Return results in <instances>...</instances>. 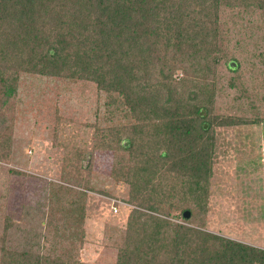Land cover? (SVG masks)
I'll list each match as a JSON object with an SVG mask.
<instances>
[{"label":"trees","instance_id":"obj_1","mask_svg":"<svg viewBox=\"0 0 264 264\" xmlns=\"http://www.w3.org/2000/svg\"><path fill=\"white\" fill-rule=\"evenodd\" d=\"M225 9L264 15V0H0V161L22 74L90 82L104 94L102 121L124 120L96 128L91 151L128 157L119 169L127 168L132 208L115 264H264V250L206 231L201 218L215 129L258 122L213 113L216 69L238 67L225 60ZM66 213L62 252L83 235L81 204L69 201ZM11 224L3 218L0 264H68L62 255L5 249Z\"/></svg>","mask_w":264,"mask_h":264},{"label":"rangeland","instance_id":"obj_2","mask_svg":"<svg viewBox=\"0 0 264 264\" xmlns=\"http://www.w3.org/2000/svg\"><path fill=\"white\" fill-rule=\"evenodd\" d=\"M220 18L225 60L232 57L238 67L229 72L221 63L216 69L213 113L258 122L215 129L201 218L206 231L264 250V15L225 9ZM181 75L176 71L173 77ZM187 81L200 83L191 75ZM11 103V147L0 161V236L3 218L12 221L5 249L62 255L68 264H115L132 208L122 175L128 157L91 151L96 128L124 120L115 114L102 121L104 94L90 82L62 77L20 75ZM71 200L81 204L83 235L80 245L73 241V248L62 252L60 234L65 235Z\"/></svg>","mask_w":264,"mask_h":264},{"label":"water","instance_id":"obj_3","mask_svg":"<svg viewBox=\"0 0 264 264\" xmlns=\"http://www.w3.org/2000/svg\"><path fill=\"white\" fill-rule=\"evenodd\" d=\"M189 217V213L188 212H184L183 214H182V218L183 219H187Z\"/></svg>","mask_w":264,"mask_h":264}]
</instances>
